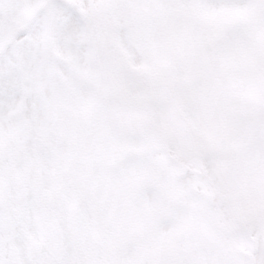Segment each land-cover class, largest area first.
<instances>
[{"label":"snow or ice","instance_id":"obj_1","mask_svg":"<svg viewBox=\"0 0 264 264\" xmlns=\"http://www.w3.org/2000/svg\"><path fill=\"white\" fill-rule=\"evenodd\" d=\"M0 264H264V0H0Z\"/></svg>","mask_w":264,"mask_h":264}]
</instances>
